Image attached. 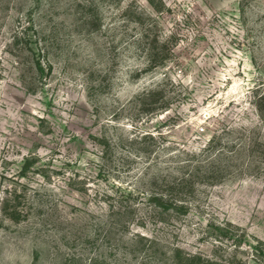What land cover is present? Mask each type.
Listing matches in <instances>:
<instances>
[{
  "label": "rangeland",
  "instance_id": "374dc122",
  "mask_svg": "<svg viewBox=\"0 0 264 264\" xmlns=\"http://www.w3.org/2000/svg\"><path fill=\"white\" fill-rule=\"evenodd\" d=\"M0 264H264V0H0Z\"/></svg>",
  "mask_w": 264,
  "mask_h": 264
}]
</instances>
